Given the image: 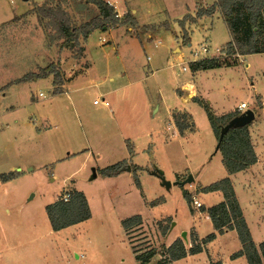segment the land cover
<instances>
[{"label": "rangeland", "instance_id": "1", "mask_svg": "<svg viewBox=\"0 0 264 264\" xmlns=\"http://www.w3.org/2000/svg\"><path fill=\"white\" fill-rule=\"evenodd\" d=\"M42 1L0 0V22L20 14L0 24V264H31V255L41 256L37 247L41 245L55 256L45 250L43 264H137L121 218L141 214L148 220L128 229L133 251L158 248L159 220L181 236L185 230L180 229L190 227L194 219L185 193L196 196L204 208L218 203L216 195L200 191L226 173L205 110L192 109L189 121L194 124L189 123L195 130L180 136L172 134L173 121L165 105L179 106L174 82L189 79L191 51L207 46L209 52L198 57L216 56L217 47L225 54L229 31L219 12L195 17L199 5L215 0H129L139 13L160 17L162 23L139 25L128 9L137 21L134 26L125 24L134 29L128 33L147 32L149 37L130 36L124 27L113 32L95 29L85 39V53L81 36L68 48L47 18L40 21L29 10ZM60 4L76 26L98 14L94 5L80 0ZM116 6L123 10V0ZM186 14L192 17L181 26ZM183 35L188 42L183 43ZM158 40L161 44L155 46ZM175 46L181 52L173 51ZM88 60L92 67L84 73ZM222 60L230 66L206 70L198 78L203 95L218 115L246 102L243 111L252 109L255 114L248 124L251 143L264 146V53L228 55ZM50 63L62 70L60 93L53 92L51 76L32 78ZM67 74L79 75L65 83ZM209 81L218 82V88H211ZM102 98L109 102L107 107L93 103ZM175 111L181 110L171 114ZM123 159L124 167L139 165L142 191L128 167L112 176L100 173ZM262 168L263 176L256 175L259 185L252 191L245 186L253 178L235 177L256 244L264 240ZM10 172L14 177H2ZM73 189L84 193L91 216L54 231L45 206ZM156 199L162 202L150 208L149 201ZM200 208L194 215L201 216L199 233L206 235L212 223L202 217ZM21 245L23 249L18 248Z\"/></svg>", "mask_w": 264, "mask_h": 264}, {"label": "trees", "instance_id": "2", "mask_svg": "<svg viewBox=\"0 0 264 264\" xmlns=\"http://www.w3.org/2000/svg\"><path fill=\"white\" fill-rule=\"evenodd\" d=\"M64 1L44 0L41 3H34L30 11L36 12L40 21L43 18H47L49 23L63 37V44H66L68 48L73 47L80 36L85 40L95 29L107 30L119 25L129 24L134 26L137 24L136 18L129 12L119 16L114 5L109 4L106 0H80L94 5L98 10V14L76 26L70 23V17L60 4ZM215 12L220 13L231 37L226 44L225 54L244 56L253 53H264V0H215L213 4L208 6L199 5L195 11V17L212 16ZM187 17L192 16L186 14L179 21L181 26H183ZM188 40L189 38L183 35V43L188 42ZM221 65L230 66L225 60L212 58L192 62L189 67L192 70H205ZM32 75V78L51 76L54 86L53 92L55 94L62 92V70L56 67L54 63L48 64L38 74ZM193 101H196L206 112L217 139V151L221 154L224 168L228 174L200 188V191L204 193L220 192L223 197L216 204L207 208H200L210 218L214 231L200 240L191 231L190 247H186L180 237H177L169 246L161 245L160 248L155 246L144 247L138 251H133L135 253L134 259L137 264H171L173 261L184 258L188 254L201 252L203 245L214 239L217 233H222L226 229H234L241 243V248L231 254L230 258L244 256L247 264H264V240L259 242L258 245L254 242L230 178L231 174L243 171L257 161V155L251 143L248 130L249 123L230 127L219 141L222 126L233 117L240 115L241 112L234 109L231 112L218 115L210 109L207 102L200 101L198 98H193ZM171 117L180 136H185L186 133L195 130V125L192 129L193 125L191 124L193 122L189 121L191 119L189 113L175 111L171 114ZM128 148L132 151L131 146ZM124 162L125 160L123 159L112 165L105 166L100 169V173L106 176L116 175L128 167V165L124 167ZM130 169L132 170L136 187L140 188V182L136 174L139 167L133 165ZM14 174L10 172L9 174H3L2 177H14ZM68 193L69 198L67 200H63L60 197L45 206L50 226L54 231L84 221L91 216V210L84 193L76 189ZM185 196L190 206L192 196L188 193H185ZM161 202V199H156L150 201L149 205L155 206ZM141 224L142 217L140 214H134L121 220V225L126 234L129 228L138 227ZM158 227L161 235H164L167 227L163 226V222L160 220Z\"/></svg>", "mask_w": 264, "mask_h": 264}, {"label": "crops", "instance_id": "3", "mask_svg": "<svg viewBox=\"0 0 264 264\" xmlns=\"http://www.w3.org/2000/svg\"><path fill=\"white\" fill-rule=\"evenodd\" d=\"M24 1H26V0H24ZM107 1L114 5V7H115V9H116V11H117L119 16H121L123 13L127 12V10L129 9L130 12L137 18L139 25L142 24V23L147 24V23H152V22H156V23L161 22L162 23V20L160 19V17L159 18H155L154 17V16H157V14L152 16L154 18H151L150 15H146V14L142 15V13H139L138 10H136V8H134L132 6V4L129 3L130 2L129 0H123L124 9L121 10V11H119L118 7L116 6L117 0H107ZM34 3H37V2H34ZM21 14H23V13H21ZM16 15H20V14H16ZM13 17H11V18H9V19H7L5 21L0 22V24L13 19ZM122 27H124V29L126 30L125 34H129L130 36H138L139 37V36H142L143 34L146 33L147 36L149 37V34L147 32H141L138 35H131L127 31V30H134L131 26L121 25V26H116L114 28H109L107 30L113 32L114 30L122 28ZM183 29H185V28H183ZM183 29H181V31H183ZM137 30L139 31V28ZM174 34H175L176 38H178L177 37L178 35L176 33H174ZM111 35H113V34H111ZM102 40L104 41L103 38H102ZM159 44H161V42ZM159 44H154V45L158 46ZM215 49L217 50V52H219L218 54L217 53L215 54L216 56L202 57V58L198 57V56L194 57L193 56V52L194 51H191L193 59L191 61H189V64L192 63V62L199 61V60H204V59H212L213 58L215 60L216 59H221L222 60L224 58H227V56H228L227 54H220V49L221 48L217 47ZM172 50L173 51L179 50L176 53L181 52V48L179 46H175V48H173ZM84 52L86 53L85 40H84ZM219 54L221 56H218ZM232 56L233 57H237L239 55H237V56L232 55ZM86 58H87V56H86ZM179 59H182V57H179ZM91 67H92V65H91V62L89 61V64H86L83 67V70H84L83 72L85 73V72L89 71V69ZM225 67H229V66L221 65L219 67H214V68H211V69L191 70V75L189 76V79H184L181 82L175 81L173 89L177 93L176 98H178L177 102L179 103V106H175V107L172 108L169 105H165L166 112L169 115V120L171 121V118H172L171 117V110H173V109H177V110H181V111H184V112H188L190 115H193L192 109H195L197 106H200L196 101H193V98H198L200 101L208 102L206 100L207 97H205V95H203L205 91H204V89H202V87L200 85L201 81L198 80V78L202 79L204 73H208V72H205L206 70H208L209 72H212V71H215V70H218V69H222V68H225ZM78 75L79 74H76L75 76H73V75L67 74L65 76L66 77L65 83L73 80ZM210 78H213V76H211ZM210 82H212V85H210L211 88H214V89L218 88V86H219L218 82L215 83L213 81H209V83ZM235 109H236V107H235ZM233 110L234 109H230L229 111H223L222 113L231 112ZM192 118H193V116H192ZM254 119H255V117H254ZM171 125L172 126H170V128L172 127V132H173L172 134L179 135L177 130H176V128H175V126H174V124H173V122H172ZM125 140H129V142L131 143L130 138H126ZM148 147H150V146H148ZM253 147H254V151H255V153L257 155V161L254 164H252L250 167H248L247 169H245L243 171L236 172V173L230 175V178L232 180L236 195H237V190H236L235 177L237 175H239V174H241L244 178H253L254 179V182L248 180V182L246 183V185L248 184V188L245 186L246 190L252 191V189L255 188V186L259 185V181L256 180L255 177H258L256 175H262L261 171H262V169H263L262 167L264 165V146H253ZM131 152H133V151H131ZM216 152H219V151L216 150ZM129 159H131V158H129ZM131 162H132V160H131ZM137 166L139 167V165H137ZM19 168L20 167H17L16 169H19ZM130 168L131 167L128 166V169H126V170L132 172V170ZM136 174H137V171H136ZM225 175H228L227 172L225 173ZM225 175H221V176L224 177ZM139 182H140V180H139ZM251 184H253V185H251ZM138 189H141V191H142L141 182H140V188H138ZM141 194L144 195L143 192H141ZM206 194L216 195V200H217L216 202H219V200L221 201L222 198H223L222 194L220 192H208ZM237 198H238L239 204H240V206L242 208V211H243L244 217L246 219V222L248 224V227L250 229V232H251V228L249 226V223H248V220H247V217H246V214H245L244 207H243L238 195H237ZM191 205H192L194 211H193V209L190 206H189V210L191 211L192 215L194 216V219H193L190 227L180 229V230H185L184 231L185 232V237H183L182 235L180 236V231H176V229L174 227H170L166 231V233L164 235H160L161 236V244L160 245L169 246L177 237H180L183 240L185 246L186 247H190L191 246V237L189 236V233H191V231L194 232L195 237L198 238V240H200L201 238L205 237L207 234H209V233L214 231V228L212 226V230L209 233H207L206 235H202V234L199 233V229H198L199 224L198 223H199V221L201 219V216L199 214L198 215H194L196 209H199V208H195L193 206L192 202H191ZM149 207L150 208H154V206H149ZM205 208H207V207H205ZM200 213H201V215H202V217L204 219H209L210 220V218L208 217V215L206 214L205 211H201ZM141 217H142V224L141 225H143V224H145V221L147 222L148 220L146 218H144L142 215H141ZM122 219H124V218H121V220ZM123 232H124V237L126 239V242L130 246V249H131L132 254L134 256L135 253L133 252V248L131 247V243L127 239V234H126L124 228H123ZM186 232L188 233L187 237H186ZM251 235H252V232H251ZM236 238H237V241H236ZM252 238H253V235H252ZM233 241L235 242V244L230 247L229 244H230V242L232 243ZM258 244H256V245H258ZM37 247H39V252L41 253V256L38 255V254L31 255V259L33 260V261H31V264H33V263L34 264H43L45 262L44 259L46 257L45 250H47L48 252L51 251L52 255L54 256L53 250H50V248L48 246L41 245V246H37ZM18 248L19 249L20 248L23 249V245L19 246ZM158 248H160V246ZM240 248H241V243L238 240V236H237L236 231L234 229H226L222 233H217L214 239H212L211 241H209L206 244H204L203 245V250L201 252H198V253H195V254H188L186 257L178 259V260H175L171 264H247L246 258L244 256H239V257H236V258H230L231 254H233L234 252L238 251ZM33 251H36V249H33L30 252H33ZM58 255H59V253L56 252V257ZM76 257H78V255H76ZM28 260H30L29 255H28Z\"/></svg>", "mask_w": 264, "mask_h": 264}, {"label": "water", "instance_id": "4", "mask_svg": "<svg viewBox=\"0 0 264 264\" xmlns=\"http://www.w3.org/2000/svg\"><path fill=\"white\" fill-rule=\"evenodd\" d=\"M255 117V114L252 109H247L243 112H241L240 115L233 117L230 119L224 126H222L219 134V141L222 139L223 135L225 132L232 126H237V125H244L250 123ZM218 148V143L216 146V150ZM128 169V168H127ZM191 179V176H189L184 182H180V184H184L185 182L189 181ZM164 184L167 186L170 185V182L164 181ZM183 237H185V232L183 231L181 234Z\"/></svg>", "mask_w": 264, "mask_h": 264}, {"label": "built area", "instance_id": "5", "mask_svg": "<svg viewBox=\"0 0 264 264\" xmlns=\"http://www.w3.org/2000/svg\"><path fill=\"white\" fill-rule=\"evenodd\" d=\"M159 43H160L159 40L155 42V44H159ZM208 52H209V48H208L207 46H203V47H201L200 50H195V51L193 52V56H194V57H197V56H199V55L207 54ZM216 52H217V50H216ZM182 70H186V67L183 66V67H182ZM40 95H41V93H40ZM93 103H95V104H101V105L106 106V107L109 105V102H108L107 100H104L103 98H102V99H95V100L93 101ZM247 107H248V105H247L246 102H241V103H239V104L237 105V110L240 111V112H243V110L246 109ZM68 198H69V193H68V192L65 193V194L62 196V199H63V200H67ZM192 204L194 205L195 208H200V207H202V205H203L202 202L199 201V200L196 198V196H194V195L192 196Z\"/></svg>", "mask_w": 264, "mask_h": 264}]
</instances>
